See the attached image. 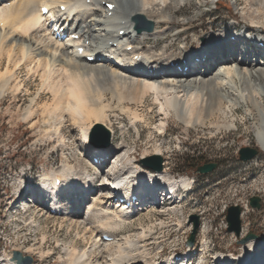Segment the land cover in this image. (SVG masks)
<instances>
[{
	"label": "bare ground",
	"instance_id": "1",
	"mask_svg": "<svg viewBox=\"0 0 264 264\" xmlns=\"http://www.w3.org/2000/svg\"><path fill=\"white\" fill-rule=\"evenodd\" d=\"M193 1L199 4L210 0H0V94L29 92L28 80H39L40 90L31 95L23 119L40 127L49 141L63 142L62 128L68 123L78 127L86 147L84 163L65 161L60 169L42 177L39 185L31 188L23 181L17 190L38 205L40 214L61 218L60 226L68 221V232L76 233L77 239L62 248L58 264H190L185 263L187 254L181 261L172 256L161 261L151 257L146 243L150 230L142 228L119 238L118 231L136 217L154 208L164 210L166 198L159 193L157 205L142 204L126 211L112 188L129 181L126 190H131L125 192V200L151 185L157 190L175 191L174 204L181 206L172 210L182 212L185 197L176 196L181 190L193 188L195 181L188 176L176 178L168 163L162 170L145 171L142 164L129 157V149L90 142L88 133L96 123L107 125L114 133L108 123L112 117L118 119L116 109L138 132L139 125L145 123L161 133L173 116L187 128L209 127L213 134L236 128L234 115L238 108L245 107L247 114L257 115L256 139L264 151V47H260L264 45V0H245L244 5L236 0L240 18L229 28L212 27L208 34L193 31L190 40L192 19L185 13ZM107 3L115 8L108 10ZM42 6L51 9L50 16L44 18ZM61 6L66 10L61 11ZM142 18L153 22V30L132 33L131 25L147 27ZM239 19L244 29H237ZM54 26L79 38L58 41L52 34ZM121 30L125 34L121 35ZM71 42L82 43L96 59L89 62L86 56L92 54L77 55ZM177 44L182 48L172 51ZM240 46L248 48L239 51ZM150 98L159 105L158 123L147 118L153 111L147 104ZM157 142H153V154H162L163 146ZM113 150L117 152L114 161L104 157L98 164L94 162L104 151ZM87 162L102 179L95 188H91L94 178ZM56 180H60L59 185ZM29 221L38 223L35 216ZM104 234L112 240H106ZM78 239L85 240L86 246L82 247ZM254 239L243 243L246 258L217 254L221 259L215 264H264V237ZM47 241L43 236L37 248L29 246V251L37 252L41 264L55 254L53 248L47 249ZM18 262L11 253L0 258V264Z\"/></svg>",
	"mask_w": 264,
	"mask_h": 264
},
{
	"label": "rangeland",
	"instance_id": "2",
	"mask_svg": "<svg viewBox=\"0 0 264 264\" xmlns=\"http://www.w3.org/2000/svg\"><path fill=\"white\" fill-rule=\"evenodd\" d=\"M235 1L210 0L199 4L193 1L191 6H187L185 13L192 19L189 39L193 38V31H204L208 34L212 27L220 30L229 28L239 17ZM238 1L244 5L245 0ZM239 21L237 29H244V23L241 19ZM175 27L181 30L179 25ZM182 46L177 44L171 50L176 51ZM251 55H254L253 50ZM21 75L23 79H28L26 71ZM28 81L30 93L24 90L21 94H0V258L10 253L14 257V252L19 251L23 256L32 257L31 264H41L37 252L29 251V246L37 248L43 236H47V249L53 248L55 254L45 264H58L63 254L62 248L77 239L76 233L68 232V221L60 226L61 218L55 220L40 214L38 205L32 203L27 196L18 194L17 190L19 183L27 181L32 186L33 182L36 184L45 175H51L60 169L65 161L76 165L84 163L87 159L86 147L78 127L68 123L69 125L62 128L65 139L63 142L55 138L49 141L43 137L40 127L35 128L23 119L22 113L29 105L31 95L40 90L39 80L35 82V79L30 78ZM150 99L147 104L151 105L153 111H149L147 118L158 123L159 105ZM147 104L143 107L145 111L148 109ZM114 113L118 119L112 117V122L108 123L114 130V147L129 149L130 153L136 155L135 160L146 170L152 169L143 160L160 156L163 166L165 163L169 164L173 176L177 178L188 175L195 181L193 188L185 189L188 191L181 190L177 196L185 197L182 212L172 210L174 206H181V203L174 204L177 198L167 201L164 210L154 208L150 213L136 217L118 231L119 238L136 234L142 228L150 230L151 235L146 242L148 253L160 261L170 256L180 259L184 253H181L182 250L187 248L192 251L190 264H215L221 259V255L246 258L244 240L250 234L258 236L254 240L264 237V151L260 149L256 139V113L249 115L245 107H240L234 115L238 126L231 131L223 130L213 134L209 127L187 128L173 116L170 125L161 133L154 130V125L148 127L145 123L139 125L138 132L125 114L117 109ZM94 125L88 133V139ZM155 140H158V145L163 146L162 154H153ZM243 147L258 149V155L248 161L241 160L239 152ZM193 156L205 163L218 162V168L209 174L197 173V169L191 172L186 163ZM153 161L157 162V159L153 158ZM87 163L94 178L91 188H95L102 183V179L99 178L98 170ZM253 196L261 197L260 209L251 206L250 198ZM233 205L242 208L239 234L229 231L227 213ZM194 214L199 216L200 225L195 235V243L191 246L188 242L194 225L190 223V216ZM30 216H35L38 223L29 224ZM78 241L82 247L87 244L83 239Z\"/></svg>",
	"mask_w": 264,
	"mask_h": 264
},
{
	"label": "water",
	"instance_id": "3",
	"mask_svg": "<svg viewBox=\"0 0 264 264\" xmlns=\"http://www.w3.org/2000/svg\"><path fill=\"white\" fill-rule=\"evenodd\" d=\"M141 20L146 21V19L144 18H142ZM141 20H139V22ZM146 22L148 23L146 27L147 30L152 31L154 28L153 22H150V21H146ZM111 139H112L111 131L102 123L95 124L93 130L89 134V141H91L93 144H96V145L110 146ZM258 152L259 150L256 148L243 147L239 152V157L243 161H248L254 158L258 154ZM153 158L157 159V162H154ZM153 158H147L146 160H143V162L146 163L153 170H162L163 169L162 158L160 156H156ZM217 166L218 164L216 162L206 163V164L199 166L197 169V172L202 173V174H207L215 170ZM250 201H251L252 207L256 209L261 208V197L253 196L250 198ZM241 212H242V208L239 205H233L228 209L227 218L230 224L229 231H235L237 234L240 233L241 231ZM190 223H193L194 225L193 232L188 242V244L192 246L195 243V235L200 225L199 216L196 214L191 215ZM257 237L258 236L255 234H250L246 238V240L251 239V238L256 239ZM14 255L18 259L19 264H31L32 263L31 256H23L22 253L19 251H15Z\"/></svg>",
	"mask_w": 264,
	"mask_h": 264
},
{
	"label": "trees",
	"instance_id": "4",
	"mask_svg": "<svg viewBox=\"0 0 264 264\" xmlns=\"http://www.w3.org/2000/svg\"><path fill=\"white\" fill-rule=\"evenodd\" d=\"M187 168L191 171L194 172L199 165L201 164V161L197 158H195V156L192 157V160H187Z\"/></svg>",
	"mask_w": 264,
	"mask_h": 264
},
{
	"label": "flooded vegetation",
	"instance_id": "5",
	"mask_svg": "<svg viewBox=\"0 0 264 264\" xmlns=\"http://www.w3.org/2000/svg\"><path fill=\"white\" fill-rule=\"evenodd\" d=\"M201 163H205V162H201ZM218 163V162H217ZM219 165V164H218Z\"/></svg>",
	"mask_w": 264,
	"mask_h": 264
}]
</instances>
